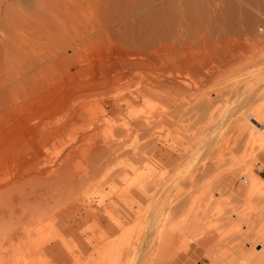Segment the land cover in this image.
Segmentation results:
<instances>
[{"label": "rangeland", "instance_id": "374dc122", "mask_svg": "<svg viewBox=\"0 0 264 264\" xmlns=\"http://www.w3.org/2000/svg\"><path fill=\"white\" fill-rule=\"evenodd\" d=\"M263 155L264 0H0V264H264Z\"/></svg>", "mask_w": 264, "mask_h": 264}, {"label": "bare ground", "instance_id": "6f19581e", "mask_svg": "<svg viewBox=\"0 0 264 264\" xmlns=\"http://www.w3.org/2000/svg\"><path fill=\"white\" fill-rule=\"evenodd\" d=\"M230 3H231V2H230ZM262 4H263V2H262ZM193 5H194V4H193ZM193 5L190 4V5H187V6H185V7L183 8L184 10L182 11V12H183V13H182V14H183V19H182V20H183L184 22H183V21H182V22H183V24L186 23V24H185V25H186L185 29L187 28L188 25H190V28H191V26H192L193 24H194V25L196 24V26H197L198 24H200L201 21H202L201 19L203 18L202 16L205 15V14L203 15V13H204L205 11H204V9H203V10L201 9V8H203L202 6L199 7V6H197V5H194V6H193ZM229 5H230V4H229ZM218 6H219V5H218ZM218 6H217L216 8H218ZM223 6H224V5H223ZM231 7H232V6H231ZM206 8H207V7H206ZM223 8H225V6H224ZM227 8H228V7H227ZM208 9H209V8H208ZM205 10H207V9H205ZM226 10H227V9H226ZM226 10H225V11H226ZM219 11H220V10H219ZM225 11H224V12H225ZM227 11H228V10H227ZM233 11H234V10H233ZM231 12H232V11H231ZM235 12H236V11H235ZM209 13H210V12H209ZM221 13H222V9H221ZM222 14H223V13H222ZM229 14H230V12L228 13V16H231V15H229ZM231 14H232V13H231ZM234 14H235V13H234ZM224 15H225L224 19H223V20L221 19V20L223 21V22H222V25H223V23L225 24V21H226V24H227V20H228V19H227L228 17H227V15H226V13H225ZM243 15H244V13H243ZM205 16H207V15H205ZM211 16H212V15H211ZM216 16H217V15H216ZM222 16H223V15H222ZM207 17H208V16H207ZM209 17H210V16H209ZM226 17H227V18H226ZM237 17H238V16H237ZM210 18H211V17H210ZM214 18H216V17H215V16L213 17V21H214ZM218 18H222L221 15L217 16V19H218ZM239 18H240V17H239ZM262 18H263V17H262ZM203 19H204V18H203ZM225 19H226V20H225ZM229 19H231V17H230ZM234 19H235V18H234ZM200 20H201V21H200ZM218 20L221 21L220 19H218ZM218 20H216L217 23H219ZM231 21H232V20H231ZM231 21L229 20V23H231ZM248 21H249V20H248ZM202 22H203V21H202ZM246 22H247V21H246ZM229 23H228V24H229ZM183 24H182V25H183ZM187 24H188V25H187ZM204 25H206V24H204ZM230 25H231V24H230ZM230 25H229V26H230ZM183 26H184V25H183ZM196 26H195V27H196ZM220 26H221V25H220ZM156 36H157V35H156ZM149 45H150V44H149ZM190 45H191V44H190ZM140 50H141V49H140ZM183 54H184V53H183ZM217 88H218V87H217ZM226 88H227V87H226ZM222 90H223V89H222ZM209 91H211V90H209ZM199 94H201V93H199ZM220 95H221V94H220ZM200 96H201V95H200ZM210 97H211V96H210ZM216 98H217V97H216ZM220 98H221V97H220ZM200 100H201V99H200ZM221 100H222V99H221ZM142 102H143V101H142ZM217 102H218V100H217ZM207 106H208V105H207ZM201 108H202V107H201ZM202 109H203V108H202ZM220 109H221V108H220ZM192 111H193V110H192ZM203 111H204V110H203ZM222 111H223V109H222ZM194 112H195V111H194ZM206 112H207V111H206ZM220 112H221V111H220ZM190 113H191V112H190ZM187 115H188V114H187ZM209 117H210V116H209ZM211 117H212V116H211ZM197 118H198V116H197ZM204 118H205V117H204ZM129 119H130V118H129ZM211 119H212V118H211ZM184 120H186V119H184ZM198 120H199V119H198ZM201 120H202V118H201ZM190 121H191V120H190ZM190 121H189V122H190ZM195 121H196V120H194V122H195ZM191 122H192V121H191ZM195 124H196V123H195ZM210 124H211V123H210ZM207 125H208V124H207ZM130 127H131V126H130ZM130 127H129V128H130ZM188 127H189V126H188ZM199 130H200V129H199ZM114 131H116V130H114ZM114 131H113V132H114ZM222 134H223V132H222ZM127 135H128V134H127ZM115 136H116V135H115ZM221 140H222V139H221ZM254 141H255V140H254ZM253 146H254V145H253ZM255 146H256V145H255ZM215 147H216V145H215ZM239 147H240V146H239ZM250 147H251V146H250ZM250 147H249V149H250ZM87 149H88V148H87ZM251 149H252V148H251ZM221 153H222V152H221ZM244 153H245V152H244ZM245 154H246V153H245ZM220 155H221V154H220ZM218 156H219V155H217V159H216L217 162H218L219 160H221L220 157H218ZM221 157H222V156H221ZM188 158H189V157H188ZM194 158H195V157H194ZM261 158H264V155H263ZM200 159H201V158H200ZM214 160H215V159H214ZM222 160H223V159H222ZM224 160H225V159H224ZM191 161H192V160H191ZM211 161H213V160H211ZM216 161H215V162H216ZM225 161H226V160H225ZM217 162H216V163H217ZM221 162H222V161H221ZM221 162H219V163H221ZM191 163H192V162H191ZM182 164H183V163H182ZM211 164H212V162H211ZM214 164H215V163H214ZM222 164H223V163H222ZM225 164H226V163H225ZM225 164H224V165H225ZM188 165H189V164H188ZM203 165H204V163H203ZM203 165H201V166H203ZM216 165H217V164H216ZM224 165H223V166H224ZM186 166H187V165H186ZM191 166H192V165H191ZM206 166H207V168H209L208 165H206ZM209 166H210V165H209ZM211 166H212V165H211ZM193 167H194V166H193ZM193 167H192V168H193ZM199 167H200V166H199ZM194 168H195V167H194ZM214 168H215V165H214ZM220 168H222V167H220ZM188 169H189V168H188ZM200 169H201V168H200ZM223 169H224V168H223ZM228 169H229V167H228ZM201 170H203L204 173H205V171H206V167H203ZM212 170H213V169L211 168L209 171H211V172L213 173L214 171H212ZM216 170H218V169H216ZM226 170H227V168H226ZM183 172H185V171H183ZM211 172H210V173H211ZM206 173H207V171H206ZM189 174H190V172H189ZM196 174H197V173H196ZM196 174L193 175L194 178L192 177L193 181H195V180L197 179ZM199 174H200V172H199ZM202 174H203V172L201 173V175H202ZM231 174H232V173H231ZM186 175H187V174H186ZM232 175H233V174H232ZM232 175H231V176H232ZM251 175H252V174H250V176H251ZM195 176H196V178H195ZM221 176H222V175H221ZM225 176H226V177H227V176H230V175H229V172L224 173V178H225ZM189 177H190V176H189ZM201 177H202V176H201ZM224 178L222 177L221 180H225V179H227V178H225V179H224ZM228 178H229V177H228ZM189 179H190V178H189ZM189 179H188V180H189ZM190 180H191V179H190ZM253 181H255V182L258 181V182L263 183V192H264V180H261L260 178H254ZM185 182H186V181H185ZM189 182H190V181H189ZM191 182H192V181H191ZM193 183H195V182H193ZM190 184H191V185H194V184H192V183H190ZM169 189H170V188H169ZM250 192H251V191H250ZM263 194H264V193H263ZM160 211H161V210H160ZM144 223H145V222H144ZM164 223H165V222H164ZM28 231H29V230H28ZM31 233H32V232H31ZM129 242H130V241H129ZM119 247H120V246H119ZM111 252H113V251H111ZM126 252H127V251H126ZM114 253L117 254V255L119 256V258H117V259H122V258H124V256H126L124 252H123V253L121 252L120 248H119V250H115V249H114ZM114 253H113V254H114ZM121 253H122V255H124V256L121 255V258H120V254H121ZM127 253H128V252H127ZM127 253H126V254H127ZM32 254H33V253H32ZM108 254H109V253H108ZM108 254H107V257H108ZM113 254H112V255H113ZM129 254H130V253H129ZM110 255H111V254H110ZM112 255H111V257H109V258H112ZM13 256H14V255H13ZM93 256H94V255H93ZM113 256H116V255H113ZM96 257H97V256H96ZM115 258H116V257H115ZM113 259H114V258H113ZM130 259H131V258H130ZM132 259H133V258H132ZM132 259H131V260H132ZM133 260H134V259H133ZM114 261L117 263L118 260H117V261L114 260ZM130 262H131V261H130ZM103 263H104V262H103ZM116 263H115V264H116ZM118 263H119V262H118ZM133 263H134V262H133ZM28 264H29V263H28ZM119 264H120V263H119Z\"/></svg>", "mask_w": 264, "mask_h": 264}]
</instances>
